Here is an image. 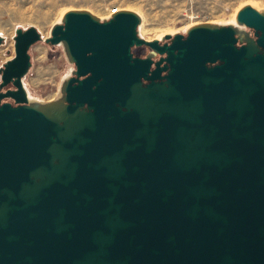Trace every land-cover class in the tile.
I'll return each mask as SVG.
<instances>
[{
    "label": "water",
    "instance_id": "obj_1",
    "mask_svg": "<svg viewBox=\"0 0 264 264\" xmlns=\"http://www.w3.org/2000/svg\"><path fill=\"white\" fill-rule=\"evenodd\" d=\"M235 19L253 35L204 22L159 45L134 11H68L44 42L75 68L45 102L22 80L42 36L15 29L0 264H264V10ZM146 44L166 53L153 69L131 54Z\"/></svg>",
    "mask_w": 264,
    "mask_h": 264
},
{
    "label": "rangeland",
    "instance_id": "obj_2",
    "mask_svg": "<svg viewBox=\"0 0 264 264\" xmlns=\"http://www.w3.org/2000/svg\"><path fill=\"white\" fill-rule=\"evenodd\" d=\"M248 3L264 10V0H0V68L15 56V29L34 26L42 39L30 46L31 67L22 80L33 99L45 102L58 95L62 80L75 68L61 42H44L68 11H89L101 19L112 10L134 11L141 17L137 26L141 37L163 39L165 34L185 35L194 24L235 23L237 11Z\"/></svg>",
    "mask_w": 264,
    "mask_h": 264
},
{
    "label": "flooded vegetation",
    "instance_id": "obj_3",
    "mask_svg": "<svg viewBox=\"0 0 264 264\" xmlns=\"http://www.w3.org/2000/svg\"><path fill=\"white\" fill-rule=\"evenodd\" d=\"M243 28H244V30L245 31H249L250 32V35H253V29H251V28H247V27H244L243 26ZM186 35V34H185ZM155 39V38H154ZM157 39V38H156ZM158 40V44L159 45H162V44H164V43H166V44H170V42H171V39H165V38H163L162 39V37L160 38V39H157ZM238 44H241V43H238ZM151 54V59L153 60V62H152V64H151V66H150V69H153L154 67H155V62L156 61H158L159 59H160V57L161 56H163V57H165L166 56V53H163V54H161V55H159V54H156L154 51H153V49L150 47V46H148L147 44L146 45H141V46H136V45H134V46H132V48H131V54H132V56L133 57H139V58H145L146 56H147V54ZM165 62H163L162 63V65L164 64ZM161 65V66H162ZM162 74H165V71H162ZM147 82L146 81H143V84H146ZM7 88H11V89H13L14 87L12 86V84L10 83V84H8V85H6V86H4L3 88H2V91H4V90H6ZM4 101H9L12 105H17V104H14V102H13V100L12 99H9V98H3V100L1 101V103H3Z\"/></svg>",
    "mask_w": 264,
    "mask_h": 264
},
{
    "label": "bare ground",
    "instance_id": "obj_4",
    "mask_svg": "<svg viewBox=\"0 0 264 264\" xmlns=\"http://www.w3.org/2000/svg\"><path fill=\"white\" fill-rule=\"evenodd\" d=\"M249 5H251L252 7H254L255 5H253V4H250V3H248ZM256 7V6H255ZM254 7V8H255ZM256 9V8H255ZM126 10V9H125ZM256 10H258V9H256ZM263 10V9H262ZM262 10H258V11H262ZM117 11V10H116ZM109 17V15L106 17V18H108ZM99 18V17H98ZM141 18V17H140ZM99 19H101V18H99ZM102 19H104V18H102ZM101 19V20H102ZM236 21V20H235ZM206 23H210V24H217V23H212V22H206ZM220 24V23H219ZM229 25H235V26H237L238 28H239V30H244V28L243 27H241V26H239V25H237L236 24V22L234 23V20L232 21V22H229ZM189 28H190V26H189ZM245 31V30H244ZM25 87V86H24ZM25 90H26V92H27V96H28V101L29 102H32V101H38V100H35V99H33L32 97H31V95L29 94V92L27 91V89L25 88ZM59 91V90H58ZM61 97V92L59 91V93H58V95L55 97V98H60ZM54 98V99H55ZM52 100V99H51ZM42 102H44V101H42Z\"/></svg>",
    "mask_w": 264,
    "mask_h": 264
},
{
    "label": "built area",
    "instance_id": "obj_5",
    "mask_svg": "<svg viewBox=\"0 0 264 264\" xmlns=\"http://www.w3.org/2000/svg\"><path fill=\"white\" fill-rule=\"evenodd\" d=\"M116 11L115 10H112V12L109 14V17L113 14V13H115ZM108 17V18H109Z\"/></svg>",
    "mask_w": 264,
    "mask_h": 264
}]
</instances>
